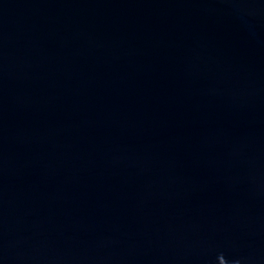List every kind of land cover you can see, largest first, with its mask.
Listing matches in <instances>:
<instances>
[{"label": "water", "instance_id": "1", "mask_svg": "<svg viewBox=\"0 0 264 264\" xmlns=\"http://www.w3.org/2000/svg\"><path fill=\"white\" fill-rule=\"evenodd\" d=\"M0 264H264V0H0Z\"/></svg>", "mask_w": 264, "mask_h": 264}]
</instances>
